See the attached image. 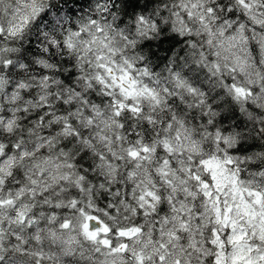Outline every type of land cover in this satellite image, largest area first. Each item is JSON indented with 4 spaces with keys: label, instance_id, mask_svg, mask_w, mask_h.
<instances>
[{
    "label": "snow or ice",
    "instance_id": "obj_1",
    "mask_svg": "<svg viewBox=\"0 0 264 264\" xmlns=\"http://www.w3.org/2000/svg\"><path fill=\"white\" fill-rule=\"evenodd\" d=\"M0 264H264V0H0Z\"/></svg>",
    "mask_w": 264,
    "mask_h": 264
}]
</instances>
